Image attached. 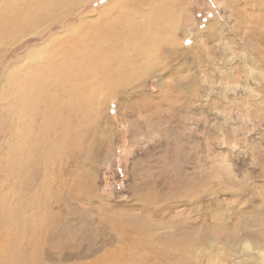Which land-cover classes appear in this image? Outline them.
I'll return each mask as SVG.
<instances>
[{
    "label": "rangeland",
    "instance_id": "374dc122",
    "mask_svg": "<svg viewBox=\"0 0 264 264\" xmlns=\"http://www.w3.org/2000/svg\"><path fill=\"white\" fill-rule=\"evenodd\" d=\"M107 1H83L0 43V105L10 69L39 67L78 43L73 34ZM112 2L119 17L148 0ZM228 2L181 6L186 14L161 38L175 40V55L102 101L83 120L80 145L38 156L21 181L0 138V264H145L164 247L184 259L163 264H264V26L250 30L262 8Z\"/></svg>",
    "mask_w": 264,
    "mask_h": 264
},
{
    "label": "bare ground",
    "instance_id": "6f19581e",
    "mask_svg": "<svg viewBox=\"0 0 264 264\" xmlns=\"http://www.w3.org/2000/svg\"><path fill=\"white\" fill-rule=\"evenodd\" d=\"M83 1L86 0H0V43L8 44L17 34L30 32L41 23L58 21V17L77 11ZM187 1L148 0L145 11L121 9L123 13L119 17L109 10L115 7L112 0L107 1L95 11L94 20L88 19L86 26L73 34L81 37L78 43L59 47L56 53L51 51L49 59L42 61L39 67L23 69L22 65L20 68L17 65L10 69L8 73L14 80L1 95L7 98L0 105V138L7 142L9 154L4 159L15 170L14 177L19 181L24 179L42 154L41 162L54 153L80 145L83 120L96 115L102 101L127 91L135 82L157 70L162 55L170 52L169 55H175V40L169 38L167 43L161 38L172 35L181 15L186 14L178 10L186 6ZM255 2L262 9L255 15L250 14L251 32L258 29L259 24L264 26V0ZM228 3L233 5L235 0ZM235 14V17L242 16L241 11ZM261 38L264 40V36ZM160 40L164 42L160 44ZM256 48V52H260ZM158 55L155 61L154 56ZM126 100L130 108L133 98ZM131 245L130 260L143 261L138 255L141 245L134 241ZM164 248L153 249L145 264H163L166 259L172 260L174 254L183 261L182 250L172 253V249ZM155 258L160 259L154 261Z\"/></svg>",
    "mask_w": 264,
    "mask_h": 264
}]
</instances>
